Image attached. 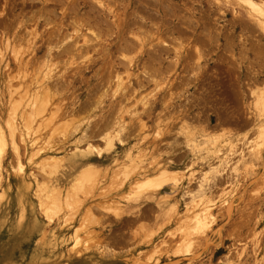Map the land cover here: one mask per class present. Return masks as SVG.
I'll return each instance as SVG.
<instances>
[{
    "label": "rangeland",
    "instance_id": "1",
    "mask_svg": "<svg viewBox=\"0 0 264 264\" xmlns=\"http://www.w3.org/2000/svg\"><path fill=\"white\" fill-rule=\"evenodd\" d=\"M4 1L6 0H0V14L2 13V11L5 12L4 9L8 7L7 6L8 4L9 8L7 9H9L8 10L9 13L14 14V15L10 14V17L13 18L14 16V20L16 19L15 16L20 14V12L22 13L23 10L24 12L29 10L28 8L24 9V6H23V4H28L29 2L23 3V0L22 1L21 0H16V1L7 0V2H4ZM132 1L134 2V4L132 5L129 4L130 8L128 7L126 11V14L130 12V15L128 14L129 16H127V20H129L128 22L132 21V23L135 21L137 22L136 24H138L140 20L136 21V19H138V16L140 15L138 16L134 15L133 17V13L135 11L136 5H138L139 3H137L138 0H132ZM150 1H151V4L149 6H144L142 5L143 3L141 2L140 4L143 8L144 7L149 8V9L147 8L149 11L148 14H150V16L152 17V15L154 14L156 15V6H153V5H157V4L155 3V0H150ZM162 1H163V5L166 6L167 10L166 9L165 10L168 11L167 12L168 15L166 14V17L163 19L158 18L159 15H156L157 18L153 16L152 19H150L149 21L152 20L151 22L158 24L156 26H159L160 28L162 26H166L167 28L169 27L168 29L165 27L161 28L163 31L166 30L169 33H170L169 31L170 29L173 30L174 28V31L179 29V31L181 30L180 34L176 33L175 36L176 35L182 36L183 34L182 37H185L184 34H187V36H189V34L184 33V30L181 28V25L188 23L186 21L188 18H189V22L190 21L193 22L192 16L194 15L196 16V19L199 20L201 23L204 21L206 27H210L213 30H218V29L223 30L222 31L223 33L221 35L222 38L220 39V43H219L221 48L219 47V49H217V46L215 45L216 43L213 44L214 46L212 47V50L210 51L214 54L208 52L209 56H208L207 61H205L206 63L204 62V68L202 70L203 72H201L197 80L192 78V74H193L192 72H189V75L190 73H192L191 76H189L187 72H185L184 76L186 78L183 77V74H182L183 71L182 73L180 72L181 77H180L179 71L176 72L177 74H175V76L172 77L173 82L171 83V85L175 89H176V86L178 85L177 88L178 90H181L180 91L182 93L181 95H179L180 92L178 90H174L172 86H171L172 88H170L172 91H170L169 89L170 92H168V87H169L168 86L167 88H165V91L162 88H160L161 90L160 92V90H158L159 88L154 89L152 85L153 83H149V84L145 83L144 88L139 89L140 92L138 91V93L133 95L132 97L133 100L131 98L130 100L126 101L127 103L124 102L120 106V108H123L125 111V106L129 107L131 105L130 109L128 110L126 109L128 112V113L126 112L127 116L125 115L126 113L124 111L123 112L125 114L122 112L121 113L122 115L120 114V112H117L119 114H117L116 112L114 113V115L117 114L116 116H118V118L114 116L112 113L113 117L118 119L117 120L118 123L115 121V119L113 120L110 119V121L112 120V122L115 123L113 125L114 128L119 127L121 123H124V122L127 123V125H124L125 123L122 124L123 127L125 128H123L122 132L117 135H115V132L113 133V131L112 132L110 131L108 132L109 134L105 133V134H108L105 136L104 133H100V134L98 133L99 126L96 127L98 132H94L95 128L90 127L91 125H93L94 127V124H97V125L99 124L100 128L103 127L101 125V121L103 119H106L107 115H109L108 117L110 118V116H112L110 113L113 112L115 107L117 108L115 103L111 104L112 105L111 106L109 102H103L101 105L100 103L94 100L95 98L94 96H97V95L99 96L101 93L100 91L95 90L93 94H96V95L94 96L93 94L91 95L92 92H90L91 90L90 88L93 89V87L96 86L94 84H96L95 81L97 80L95 79L94 84L88 85L87 83L89 80L88 76L90 77L92 73H90L89 75H86L84 73L85 75H80L76 77L73 84L65 89L68 92L65 91L66 93L65 92L61 93L62 94L61 98H63L62 106L64 105V108H67V107L69 109L79 108L78 111H81V107L83 106L82 108L83 111L86 114L89 111L88 114H91V116L93 117L92 120H86V118H88L89 116L87 115L85 117L83 115V111H81V112H77V113H80V115L75 114L79 116L78 120H77L78 117L75 115H73V117L75 116L74 118H71L72 116H70L64 119H60V120L58 119L56 121V125L57 123L59 124V122L60 124L63 121L65 122V120L71 123L68 127L69 131L67 132L68 136L66 135L67 139H64L65 137L63 136L65 135L63 132H61L62 135L56 132L53 135L55 137L52 136L49 139V141L47 140V141L42 142L41 139L39 138L38 139L39 141L37 142V144H35L33 147L30 148V146L28 147L29 137L28 136L25 137V135L22 134L23 130L18 122V126L20 127L18 128L16 137H17V143L19 145L18 153H19L20 160H18V158L15 156V154L12 151L6 150L5 152L6 155L4 156L3 164H2V172H1L2 176L0 179L1 180L0 181V203H1L0 204V264H264V146H263L262 158H260L258 161L256 160H249V161L245 160L244 162L239 161L237 163L238 165L236 164L238 167L237 172L231 171V169H228V167L227 169L225 168L226 170L224 169L223 171H221V176H223V180H222V177L221 178L217 177L216 180L218 182L214 180V178L211 180L212 175H208L209 179H207L205 183H204L205 179H203L202 181V184H204L203 187L205 189V193L204 191L202 193L200 192L196 193L195 192L196 183L191 178L194 179L195 177L198 179V177L201 176L202 173L204 172L203 170H206L207 168L206 163L207 162L214 163L216 161L212 162L209 159V157H204L205 161L204 160L202 161L201 159H194V157L191 156L192 154L185 148V144L183 145L182 137H184L185 139V136L184 135L182 136L181 132L179 131L176 133L177 130L173 131L176 128H178L179 125H181L180 118H182V116L179 115L178 112L183 110L182 111L183 114H185L184 112L187 111L186 116L187 115L189 116L190 114L189 122L190 123L192 122L191 124L186 125V127L190 125L192 127L194 126V129H192V127L189 128V129H192V131L189 129H186V130L187 131L189 130V133L192 132L193 135L196 132V134L192 136V138L196 139L197 143H200L202 140H204V142L200 143L199 148L201 149L202 148L205 149V147L208 148V141L210 139L211 140L217 139L218 143L222 145L224 144L222 142H226L228 139V141L234 144L236 148L238 147V149L235 148L236 150H239L240 148L248 147L250 143L253 144L254 140L256 143L259 142V141H256V140H259V138H258V135L256 136V133L253 130V125L255 124L256 115H257L256 112L258 113L259 108L256 109V107L255 108L253 107L254 106L253 102H255L256 100L255 98L256 94L253 95L252 92H257V91L258 93L264 92V84H261L264 80L263 79L264 72L262 70L264 68L262 66L264 64V55L262 53V51H264V45H263L264 36L258 32L247 31V33L246 32L244 33L243 30L234 28V23H236L238 19H235L233 17L231 11H227L226 16L224 17L217 16L218 13L216 12V10L218 9L217 8L218 5L213 4L212 3L213 1L212 2L210 1L212 6H209V4L206 3L207 0H203V4H201L202 0H168L169 2H167L166 0H162ZM113 2L116 3L114 6L116 7L115 11L116 9L119 8L117 12L119 10L122 11V8L124 9V7H126V5L128 4L127 0L126 1L122 0L121 4H119V0H116V1L113 0ZM152 2L154 3L152 4ZM219 2H223V1L219 0ZM124 3H126V5ZM174 4L178 7L174 6ZM13 5L15 6V8ZM110 6L113 7V5H110ZM138 6L140 7V5ZM20 8H23V10L22 9L20 10ZM152 10L154 14L150 13V11ZM169 10L170 11L172 10V11L169 12ZM178 13H180V15ZM203 14H205L206 16L204 17ZM208 15H209V18L207 19ZM167 16L169 18H167ZM188 16H190L191 19ZM179 19H180V22H178ZM147 20L143 21V24L146 25L147 23L148 28L150 27L154 29L155 27L154 24L152 23L150 24L149 21ZM164 20H165V23H164ZM168 20H172V21H168ZM17 22L18 20H16V23ZM157 22H160V23H157ZM169 22H171L170 23L171 25L169 24ZM194 22L192 24H194ZM215 23H216V27H214ZM247 23L248 25L250 24L249 22ZM251 25L252 24H250L249 26ZM1 29L3 31H1ZM239 30L241 31V33ZM16 32L17 30L16 31L14 30V33ZM10 34L11 33H7V31H5L4 27L1 28L0 26V50H1L0 51V56H1L0 62H2V64H0V120L2 121L4 120V117L7 118L6 112L8 114L9 108H10V106H8V104H6L4 100V96L6 94V87H5V83L7 80L6 77L10 74L12 70V66H14L13 58L15 54L19 53L20 50L22 51L23 48L27 45V44H24V45L21 44V47H19V50H17V46H16V51L15 49L14 50L12 49L13 48L12 46L11 48L4 47L5 40L8 37H10ZM239 35L245 36L246 42L247 44H249L247 45V48H251L249 54L245 52L246 58L243 60L242 67L240 69L236 67L237 66L236 64L232 66L233 65L232 59L230 58V56H228L230 54L228 47H230L232 43L233 45L237 44V46L242 45V42H235L239 39L238 38ZM5 36L7 37L5 38ZM225 39L229 43L231 42V39H232V42L228 44L227 42H225ZM223 43L225 44V46L223 45ZM221 45L225 48H223ZM27 47L26 49L29 52L30 49L32 48L28 49ZM252 48L253 49L256 48L255 50H257V52H260V55L262 53V55L259 57L258 56L259 53H257ZM21 51L19 54H21ZM237 52H239L241 56V52L239 51L238 48L236 49V54H238ZM254 53L259 57L257 58V61H254L256 60V58H254L255 57ZM19 54L17 55L24 56L25 52H22L21 55ZM241 58H243V54ZM250 60L253 62H251ZM207 62H208V65H207ZM8 63L9 64L11 63L10 70L8 69V67H6ZM247 69L249 71H247ZM251 69L252 71L254 69L256 71L254 70V72L251 73L252 72ZM140 70L139 68L138 70L135 68L132 70L133 71L132 74L134 78L129 77V79H131L132 81L131 83L129 82V80H126L127 79L126 75H123L124 73L122 70L119 72V74L122 72L123 74L121 73V75L123 76L121 77L125 79L124 83L126 85L128 84L129 86H132V83H134L135 81H138V80H134L133 82V79H136L137 77L136 73H139L138 74L139 77H137V79L139 78L140 80L141 78H143L144 72L143 70L142 71ZM104 71L106 72V70L102 71L103 74H104ZM255 72H259L257 81H256V76L252 75ZM141 73L143 76H141ZM247 73H251V74L247 75ZM103 74L101 77L104 76ZM186 74L188 76H186ZM114 75L115 74L113 73V75H111L110 77L108 78L106 77V80H103V81H106L104 83L106 84L108 83V85L111 84L113 82ZM176 75H177V78H176ZM248 76H249V79H248ZM175 78H176V81H175ZM179 78L182 79V82L179 81ZM107 79L110 80V83ZM183 79H185V81H183ZM186 79H189L191 83L190 85H188L189 84L188 81H187L188 84L186 83ZM190 79H192L193 81H191ZM248 80L250 81L249 84L247 83L249 82ZM103 81L100 83L101 84L100 86L103 85ZM160 81L163 82L164 79H161V80L159 79L156 82H160ZM253 81H256V82L253 83ZM179 82H181L180 83L181 85L186 83L185 85L187 86L183 85L184 87L182 86V89H179L181 87V85L179 87ZM251 83H253L252 84L253 86L251 85ZM236 84L237 85L239 84L238 85L239 87L237 86L238 88L235 87ZM102 87H101L102 91L106 90L105 88L106 86L103 87L105 89H103ZM230 87L232 90L231 89L229 90ZM240 88H241V91H240ZM75 89L77 90V92ZM151 90H153L152 93H151ZM233 90L236 91V93L233 92L234 94L231 95L230 93H232ZM174 91H175V94H172L174 93ZM109 92L110 90L109 91L107 90L106 93L109 95ZM166 92L169 93L168 95L172 94L171 97L175 98L174 100L171 98V102L170 100L169 101L167 100L169 102V103H166L168 106H166L165 103L160 104L159 102V101L161 102L166 101L165 99H167V96L164 94ZM153 93H154L155 98L152 95ZM158 93H161L162 97L161 95H158ZM162 93L164 94V96H166L164 97L165 101H162L163 100ZM107 94L105 95L107 96ZM147 94H149V96H146L147 102L151 99L152 96L154 98V100L152 98L151 101H149L152 103V105H150L151 103L148 102V105L145 107V109H149V106H152L150 107L152 116L142 118L141 121L144 122V125L146 127L145 129L142 128L141 129L142 131H140L139 128L134 127V124L132 121L135 118L134 123H136L135 121L136 119H138L137 116L141 114L140 113L141 109L144 108L140 106L142 105L141 102L136 103L137 99L141 95L145 96ZM73 95H76V96L73 97ZM85 95L87 97H84ZM176 95H177V98H176ZM64 96H65V99H64ZM98 96L97 98H99ZM103 99H105V97ZM116 99H117V96L112 100L115 102ZM134 99L136 100L135 102L136 104H134ZM85 100H86V103L89 102L88 103L89 106L88 104L85 103ZM107 100L108 98H106L105 101ZM92 101H95V102H92ZM91 102L94 105H92ZM96 102L98 105L95 104ZM81 103L82 104L85 103L86 106L84 104L82 105ZM179 103H182L184 106ZM173 104L175 106L177 105L179 106L181 105V106L180 107L178 106L176 108L177 110H175L174 109L175 106H173ZM248 106H250V109ZM84 107H87V109ZM164 107L166 108L168 115L163 113V111L166 112ZM171 110H173L172 112H174L173 113L174 116ZM74 112L76 111H73V113ZM131 112H135V115L137 116H132L133 113L131 114ZM195 112L197 113V116L195 115L196 114ZM81 115H83L84 117L83 118L80 117ZM170 115L173 117H171ZM120 116H122L124 119L119 118ZM131 116H132L131 125H133V128L137 130L136 134L132 126L130 127V129L128 128L129 127L128 125L130 124L129 120L131 119L130 118ZM159 117H161V119ZM166 117H169L170 119L168 120ZM68 118H71L72 120H74V122H72V120L70 119L67 120ZM109 118L107 122H110ZM154 118L157 120H155ZM165 118L167 119V121H165L166 120ZM249 118L251 119V122ZM158 119H160V121H158ZM93 120L95 122H93ZM138 120H137V124L139 125L140 121ZM2 121H0L1 125H2ZM105 121L104 120L102 121V123L104 122L103 123L104 125L107 124ZM162 121L163 122L165 121L166 123L165 122L163 123ZM156 122L157 123L159 122V125L157 124L158 126L154 125V123ZM193 122H195L194 125H192ZM88 125H89L90 130L93 129V132L95 133L94 136L91 133L92 130L91 132L89 131ZM108 125H110V123ZM138 125L136 126L139 127ZM174 127L176 128L174 129ZM86 128L88 131L86 130ZM158 128L164 129V131L169 130L170 128L171 129L170 131H172L173 133L170 132L171 134L167 133V135L165 133H162L160 137L158 136L159 134L156 135V130ZM83 129L85 130L83 131ZM127 129L131 130V132L132 133L134 132V133L130 134L131 132L130 133L127 132L126 131ZM72 131L73 132L75 131L76 133L74 132L75 133L74 134L72 133ZM86 131L91 134L88 135ZM202 131L203 132L206 131L207 133L204 134ZM183 132L186 133V131H182V133ZM85 133H86L85 136L88 135L87 136L88 139H86V141L84 139L85 136L82 135ZM97 133L98 135H100V137L98 135L96 136ZM127 133H129L130 136L132 135L130 139H129V136H127L129 134ZM71 134H73V136H70ZM125 134L127 135L125 136ZM177 134L180 136H178ZM120 135L121 136L124 135L126 139L124 136H122V138L125 139L126 141L120 138ZM170 135L174 137H170ZM81 136H83L82 137L83 139L81 138L82 141L80 139ZM89 136L91 138L93 136V138L91 139ZM110 136H113L111 137L113 138V144L111 148L112 151L106 150L103 146V143L105 142V140L109 138ZM98 137L99 139L97 140ZM89 138L91 140H89ZM174 138H176V140ZM199 140L200 142H198ZM120 141L122 142V144L120 143ZM73 142L74 143L76 142L77 144L76 143L74 144ZM247 143H248V146H247ZM261 144L263 145V143ZM87 145H89V147L90 146L95 147L97 145L98 149L102 148L99 151L101 153L102 158H99L101 157V156H98L97 154L99 152L96 151L97 153H95V148H97V146L95 148L93 147L94 148L93 150V148L91 147L89 149ZM85 147H86V152L91 151L90 153L92 155L91 157L94 158V160H97V161L100 160L101 162L98 164L104 167L105 169L101 170L100 177L97 179L96 183L93 186H90L89 188H87L84 193H78V196H76L75 201L72 205L65 206L59 213H57L56 215H53L52 218L49 221H47L41 216L37 208V205H36L37 202L35 201L32 195L34 187L29 181L30 174H33L34 177H36V179L39 180L40 183H45L44 179L42 178L44 176V173H40L43 165H47V164L49 165L48 162H51L54 164L59 163V162L62 163L63 157L65 155L64 153L66 151L67 153H71L73 149L75 148H78L79 150L83 151L85 150ZM151 148L153 149V151L151 150ZM225 149L226 148H224V150ZM183 150L186 152H184ZM33 151H35L36 153H33L31 155ZM106 153L108 155H106ZM178 154H180V158L181 156H183L179 160L176 159V157H179ZM33 155H34V158H33ZM29 156L31 159L29 158ZM51 157H54V159L58 158L57 160L59 161L56 162L55 160L54 162V160H50ZM60 159H62V161H60ZM163 160L164 161L167 160V162H163ZM232 160L236 161L238 160V157L235 156L232 158ZM19 161L21 165L19 164ZM174 161H176L177 163L176 162L174 163ZM196 161H199V162L196 163ZM233 161L231 162V164L233 163ZM121 162H122V165L124 164L123 167L125 166L123 169L125 170L128 169L126 171H131L132 173L130 177H128L127 179L119 175V173L122 170ZM168 162H169L168 166L171 169L176 170L179 173V175L182 173L185 174V175H181L182 180L177 184V187L173 188L172 190L173 194H171L170 196H165L164 197L165 199L162 197L164 199L163 200L161 196H151V194L149 193L148 195H150L151 198L150 197L148 198V195H147L145 197H142V199H140L136 203L137 208H139L138 213L136 211L135 212L132 211L133 214L130 213L126 216L124 215V216L118 217L117 219L110 209L114 207H117V208L123 207L124 205L128 203L129 201L128 197L131 194H133L134 187H135V185H133L134 182L132 181L140 177L139 172H141L140 170L142 169V167L145 168L147 166L149 168H152L156 164H159V163L168 164ZM201 163H203V165H201ZM191 165L193 166L189 168V166ZM212 165H215V164H212ZM234 165H231V167ZM115 167H117L120 170H118ZM135 167L136 168L138 167L139 169L138 168L136 169ZM133 168H135L134 169L136 170L135 172L133 171ZM200 170L202 171L200 172ZM193 174L194 175L196 174V175L193 177H190ZM116 176H118V179ZM183 176L186 179H183ZM188 176L190 177V180H192L193 183L189 180ZM113 178L115 179V182ZM218 178L221 180H219ZM121 181L122 182L124 181V183H122ZM65 186L67 188V184ZM169 187L170 186L166 188L169 189ZM185 193H186V196H185ZM189 193L190 194L192 193V195H190ZM2 195L4 196V198ZM180 196L184 198L181 199ZM192 196H194L193 200H192ZM146 202L150 207L147 204H145ZM189 202L191 203L189 204ZM198 203L202 204L199 207L201 210H203L202 208L204 207H209L210 211L207 214V218H206L207 221H206L205 228H203L200 232H193V231L191 232L190 231L191 229H188V228L193 227L191 219L195 214L200 213L198 211H201V210H198L199 208L194 207V205ZM153 204L155 207L151 206ZM147 207H149V209L152 211L150 212V210H146ZM142 209L143 210L145 209L144 212L146 213L148 211V213L150 214L152 213L151 215L154 214V218H155L154 221H150V220L144 221L143 219L139 221L137 219L130 218L132 215L140 214V212H143ZM167 209L169 211L172 209L173 210L172 212L174 213L176 212V213L174 215L172 213L173 217L171 216L169 219H162V220L159 219L160 216L158 215L160 211L161 210L165 211ZM134 210H136V208ZM180 219H183V220H180ZM137 222H140L137 228H135L133 232H129V230L132 229L134 223H137ZM144 222H147V224ZM148 222L150 223L148 224ZM186 228L188 229V232ZM182 234L183 236H181ZM186 243L189 244V248L185 250L187 251L185 253L184 249L186 247H184V245ZM154 251H157L155 255L153 253ZM151 255H153V257L150 259Z\"/></svg>",
    "mask_w": 264,
    "mask_h": 264
},
{
    "label": "bare ground",
    "instance_id": "2",
    "mask_svg": "<svg viewBox=\"0 0 264 264\" xmlns=\"http://www.w3.org/2000/svg\"><path fill=\"white\" fill-rule=\"evenodd\" d=\"M21 1H20V3H21ZM149 1L150 0H138L137 3H139L138 5H140V7H142L140 2L143 3L142 5H144V6H149L151 4V1L150 2ZM166 1L169 2L168 0H166ZM210 1L211 2L213 1L212 2L213 4L218 5V7H217L218 9L216 10V12L218 13L217 16L224 17V16H226L227 11H231L233 17L235 19H238L236 21V23H234V28L241 29L244 31V33L245 32L247 33V31L258 32L264 36V0H221L223 2H219V0H207L206 3H208L209 6H212ZM4 2H7V0ZM26 2H29V3L23 4L24 9L28 8L29 10L24 12L23 8H20V10L22 9L23 11H22V13L20 12V14L16 13L18 15L15 16L16 17L15 20H14V16H13V18L10 17V14H12V13H9V11H8L9 9H7V8H9V5L7 3L6 4L8 7L4 9L5 12L2 11V13L0 14V26H1V28L4 27L5 31H7V33H11L10 37H8L5 40L4 47H6V48L10 47L11 48V46H12L13 47L12 49L13 50L15 49V51H16V46H17V50H19V47H21V44H23V45L27 44L23 48L24 51L20 50L21 54H22V52H25L26 56L19 54L20 51H19V53H16L14 58H13L14 59V63H13L14 66H12V70H11L10 74L8 76L6 75L7 77L5 76L7 80L5 83L6 94L4 96V100H5V103L8 104V106H10V108H9L8 114L6 112L7 118L4 117L3 121L0 120V121H2V125L0 123V179L2 176V173H1L2 172V164H3L4 156L6 155V153H5L6 150L12 151L15 154V156L18 158V160H20L19 153H18L19 152V145L17 143V137H16L17 132H18V128L20 126L23 130L22 134H24L25 137H27V136L29 137L28 147L30 146V148L33 147L35 144H37V142L39 141L38 140L39 138L41 139L42 142L47 141V140L49 141V139L56 132L60 133V135H62L61 132H63L65 135V136H63V137H65L64 139H67V136H68L67 132L69 131L68 127L71 123L67 122L65 120V122L63 121L61 124L59 122V124L57 123V125H56V121L58 119L60 120V119H64V118L70 117V116H72L71 118H74L75 116L80 115V113H77V112L83 111V109H82L83 106L81 107V111H78L79 108L76 109L74 107L75 109H69L68 107L64 108V105L62 106V104H63L62 99L63 98H61V96H62L61 93L65 92L66 91L65 89L73 84L76 77H78L80 75H85V74L89 75L90 73H92L90 77L88 76L89 80L87 83H88V85L94 84L95 79H97L95 81L96 84H94L97 87L94 86L95 87V89L93 87L94 90L92 88H90L92 90V91L90 90V92H92L91 95L93 94V92H95V90L100 91V93H101L99 96L97 95L99 98H97V96H94L96 94H93V96L95 97L94 100L97 101L98 103H100L101 105L103 102H109L110 105L115 103V105L117 106L118 109L115 107L114 108L115 111L112 109L113 112H111L110 114L112 115V113H113V115H114L115 112L116 113L120 112V114H121L124 111L123 108H120L122 103L130 100L134 94L138 93L139 89L144 88L145 83L146 84L147 83L148 84L153 83L152 85H153L154 89L159 88L158 90H160V88H162L164 91H165V88H167L169 86L168 92H170V91H172L170 88L173 87L171 85V83L173 82L172 77L175 76V74H177L176 72H178V71H179V73L180 72L182 73V71H183V73H182L183 77H185L184 76L185 72H187L188 75H189V72H192L193 74L190 73L189 76H191V74H192V78L197 80L198 77L200 76L201 72H203L202 70L204 68V62L207 61L208 56H209L208 52L212 53L210 50H212V47L214 46L213 44L216 43L215 45L217 46V49H219V47H220L219 43H220V39L222 38L221 35L223 33L222 29H218L219 30L218 31V30H213L210 27H206L204 21L201 23L199 20L196 19V16H194V15L192 16L194 19V20L192 19V21L193 22L195 21L194 24H192L193 22H191V21H190L191 23L189 22L188 17H190V16L187 17L188 19L186 18L187 20L185 19L188 23L182 24V22H181V24H182L181 28L184 30V33H188L189 36H187V34H184L185 37H182L183 34H182V36H177V35L175 36L176 33L180 34L181 30L179 31L178 28H177L178 30H176V31H174V28H173V30L170 29L169 30L170 33L166 30L163 31L161 28L162 27L167 28L166 26L161 25L162 27L160 28L159 26H156L158 24L152 23L151 22L152 20L149 21L150 19H152L153 16L156 17V15H159L160 17L158 16V18H162V19L166 17V14L168 15V13H167L168 11H166L167 10L166 6L163 5L162 0H155V3L157 5H153V6H156V15L153 13V10L150 11L151 14L152 13L154 14V15H152V17L150 16V14H148V12H149L148 7L140 8L138 5H136L135 11L133 13V17H134V15L135 16L140 15V16H138V19L135 18L136 21L140 20L139 21L140 24H139V22H138V24H136L137 22H135V21L132 23L131 20H130L131 22H128L129 20H127V16L130 15V12L128 13L129 14L128 15V14H126V11L129 7V4L130 5L134 4V2L132 0H130V1L127 0L128 4L126 5V3H124L126 5V7H124L125 6L124 5L123 6L124 9L122 8V11L119 10L118 12H117V10L119 8L116 9V11H115L116 7H114V6L116 3L113 2V0H23V3H26ZM121 3H122V0H121V2L119 0V4H121ZM153 3L154 2H152V4ZM201 4H203V0H202ZM110 5H113V7ZM174 6H176V5L174 4ZM176 7H178V6H176ZM14 8H15V6H14ZM213 8H215V7H213ZM192 10H193V8H192ZM171 11L169 10V12H171ZM178 14L180 15V13H178ZM185 14H187V13H185ZM205 14H203L204 17L206 16ZM12 15H14V14H12ZM182 15H184V14H182ZM197 15H198V13H197ZM213 16H214V14H213ZM167 18H169V17L167 16ZM199 18H201V17H199ZM208 18H209V15L207 16V19ZM190 19H191V17H190ZM219 19H220V17H219ZM16 20H18L17 23H16ZM145 20L149 21L150 24L151 23L154 24V26H155L154 29L150 28V27L148 28L147 23H146V25H144L143 21H145ZM168 21H172V20H168ZM201 21H202V19H201ZM246 21L252 25L249 26L250 24L248 25V23ZM178 22H180V19ZM157 23H160V22H157ZM164 23H165V20H164ZM170 23L171 22H169V24ZM232 23H233V21H232ZM190 24H192V25H190ZM214 27H216V23H215ZM218 28H220V27H218ZM14 30L15 31L17 30V32L14 33ZM1 31H3V30L1 29ZM240 33H241V31H240ZM6 37L7 36H5V38ZM238 38L240 40L238 39L235 42H242V45L237 46V44L233 45V43H232V45H230V47H228L229 51H230V54L228 56H230V58L232 59V64H233L232 66H234V64H236L237 66L236 65L235 66L240 69L242 67L243 60L246 58L245 52L247 54H249L251 48H247V45H249V44H247L245 36L239 35ZM248 38H249V36H248ZM225 42L230 44L232 42V39H231L230 43L228 41H226V39H225ZM223 45L225 46L224 43H223ZM26 47L28 49L29 48H32V49H30V51L28 52ZM250 47H251V45H250ZM223 48H225V47H223ZM237 48L241 52V56L243 54V58H241L239 52H237L239 54V56H238V54H236ZM226 49H227V47H226ZM255 49H253V50H255ZM253 50H251V51H253ZM255 51L257 52V50H255ZM9 52H11V51H9ZM255 53H254V56H255L254 58H256V60H254V61H257V58H259L262 55V53L264 55V51H262L261 55H260V52H257V53H259L258 54L259 57ZM17 54H19L21 56H18ZM212 54H214V53H212ZM12 55H13V53H12ZM5 56H6V54H5ZM3 59H5V58H3ZM251 60H252V58H251ZM251 62H253V61H251ZM0 64H2V62H0ZM207 65H208V62H207ZM261 65H262V63H261ZM247 66H248V64H247ZM262 66L264 67V64ZM6 67H8V69L10 70L11 63L10 64L8 63L6 65ZM134 68L137 70L139 68V70L141 69L140 71L143 70L144 76L141 73V76H143V78H141L139 80V78L137 79V77H139V75H138L139 73H136L137 75L134 74L137 77H136V79H133V82H134V80H138V81H135L134 83H132V86H129L128 84H127L128 85L127 86L124 83L125 79H123V77H121V76L126 75V78H127L126 80H129V82L131 83L132 81H131V79H129V77L134 78V76L132 74L133 73L132 70ZM103 70H106L107 73L104 71V74H103L102 73ZM121 70L124 73L123 74L121 72L123 75H121V73L119 74V72ZM254 70L252 71V69H251V71H252L251 73H253ZM262 70L264 72V68ZM244 71H246V70H244ZM247 71H249V70L247 69ZM113 73L115 74L114 79L112 78L113 82L111 81L112 83L109 85H108V83L107 84L104 83L106 81H103V80H106V77L107 78L110 77L111 75H113ZM181 73H180V77H181ZM251 73H247V75L251 74ZM102 74L104 75L103 77H101ZM187 74H186V76H188ZM252 75L256 76V81H257L258 80L257 77L259 75V72H255ZM160 77H162V78H160ZM79 78H81V77H79ZM158 78L160 80L164 79V81L163 82L162 81L156 82L159 80ZM176 78H177V75H176ZM176 78H175V81H176ZM187 78H189V77H187ZM244 78H245V76H244ZM180 79L181 78H179V81L182 82V79L181 80ZM248 79H249V76H248ZM263 79H264V77H263ZM190 80L193 81L192 79H190ZM102 81H103L102 86L103 87L106 86L105 87L106 90H103V91L101 90L102 86H100L101 85L100 83ZM108 81L110 83V80H108ZM183 81H185V79H183ZM187 81L189 84L187 83ZM256 81H253V83ZM84 82H86V81H84ZM181 82H179V87L181 85L180 84ZM186 83L188 85L191 84L189 79H186ZM235 83H236V81H235ZM247 83L249 84L250 81ZM253 83H251V85ZM185 84H183V85H185ZM261 84H264V80ZM183 85H181V87L179 89H182ZM238 85L236 84L235 87H237ZM185 86H187V85H185ZM177 87H178V85L176 86V89L173 87L174 90H178ZM232 87H233V85H232ZM105 88H103V89H105ZM169 89H170V91H169ZM230 89H231V87L229 88V90ZM107 90L108 91L110 90L109 95L106 93ZM152 91L153 90H151V93H152ZM178 91L180 92L181 90H178ZM240 91H241V88H240ZM248 91H249V89H248ZM66 92H68V91H66ZM76 92H77V90H76ZM160 92H161V90H160ZM233 92L236 93V91L233 90L232 93H230V94L231 95L234 94ZM105 94H107V96ZM155 94H157V93H155ZM164 94L167 96V99L164 98V97H166V96H164ZM164 94H163V100L162 101H165V100L166 101L165 102L159 101V102H160V104L165 103V105L168 106L166 103H169L168 102L169 100L171 102V98L173 100L175 99L174 97H171L172 94H175V91H174V93H172L170 95H168L169 93H167V92ZM181 94L182 93L180 92L179 95H181ZM252 94L253 95L256 94L255 95L256 100H255V102H253L254 103L253 107L254 108L256 107V109L259 108L258 113L256 112L257 115H256L255 124L253 125V130L256 133V136L258 135V138H259V140H256V141H259V142L256 143L254 140L253 144L250 143L251 145L249 144V146H248V143H247L248 147L243 146L244 148H240L239 150H236V149H238V147L236 148V146L234 144H232L230 141H228V139L226 142H222V143H224L223 145L218 143L217 139H212V140L210 139L208 141V148H206V147H205V149L199 148L200 143L204 142V140H202L201 142L199 140L198 142H200V143H197V140L192 138V136H194L196 134V132L194 135L192 134V132L189 133V130L192 131V129H194V126L192 127L190 125V126L186 127V125H189L192 123V122L191 123L189 122L190 114H189V116L188 115L186 116L187 111L184 112L185 114H183V112H182L183 110L179 111L181 113L178 112V114L182 116V118H180L181 119L180 120L181 125H179L178 128L174 127V129L175 128L176 129L173 131L177 130L176 133L179 131V132H181L182 136L183 135L185 136V139H184V137H182L183 145L185 144V148L192 154L191 156H193L194 159H201L202 161L205 159L204 157H209V159L212 162L216 161L214 163H211V162L206 163L205 162L207 164V168L205 167L206 170H203L204 172L202 173V175L199 176L198 179L195 177H194V179L191 178L196 183V188H195L196 193L197 192L202 193L203 191L205 193V189L203 187L204 184H202V181H203V179H205L204 180V183H205L207 181V179H209L208 175H212L211 180L213 178H214V180H216L217 177H219V178L222 177V180H223V176H221V171H223L225 168L227 169V167H228V169H231V171L237 172L238 171L237 170V168H238L237 163L239 161H243V162L245 160H248V161L249 160H256V161H258L260 158H262L263 146H264V92L258 93V91H257V92H252ZM63 95H64V93H63ZM152 95L154 96V93ZM158 95H161V93H158ZM74 96H76V95H73V97ZM116 96H117V99L114 102L112 99H114ZM146 96H149V94H147L145 96L141 95L140 97L138 96L139 101L137 99V102L134 99V104L141 102L142 105H140V106L144 107V108L141 109V112H140L141 114H139L138 116L135 115V112H131V114L132 113L134 114V115L132 114V116H137V118L140 120L136 119V121H135L136 123H134L135 118L132 121V116H131L130 117L131 119L129 120L130 124L128 123L129 129L131 126L133 128V125H131V123L133 122L134 127L139 128L140 131H142L141 129L142 128L145 129V127H146L144 125V122L141 121L142 118L152 116L151 115V108H150L152 106H149V109H145V107L148 105V102L151 101L153 96L152 97L150 96L151 99L148 102H147ZM84 97H87V96L85 95ZM104 97H105V99H103ZM161 97H162V95H161ZM96 98H97V100H96ZM106 98H108L107 101H105ZM119 98H121V99H119ZM154 98H155V96H154ZM154 98H153V100H154ZM176 98H177V95H176ZM64 99H65V96H64ZM87 100H89V99H87ZM92 100H93V98H92ZM132 100H133V98H132ZM160 100H161V98H160ZM234 100H235V98H234ZM95 101H92V102H95ZM92 102H91V104H92ZM97 102L95 104H97ZM64 103H65V101H64ZM85 103H86V100H85ZM85 103H83V104L86 106V104H88L89 102L86 104ZM149 103H151V102H149ZM179 104H182V103H179ZM92 105H94V104H92ZM150 105H152V103ZM73 106H74V104H73ZM88 106H89V104H88ZM130 106L129 107L125 106V111H124L125 113L127 112L128 109H130ZM173 106H175V105L173 104ZM178 106L179 105L175 106L174 109L177 110L176 108ZM103 107H104V105H103ZM169 107H170V105H169ZM248 107L250 109V106H248ZM6 108H7V106H6ZM62 108H64V109H62ZM84 108L87 109V107H84ZM168 110H170V109H168ZM73 111H76V112L73 113ZM165 111L166 112L163 111V113L167 114L168 112H167L166 108H165ZM172 111L173 110H171V112ZM88 112L86 114L83 111V115L85 117L87 115L89 116L88 118H86V120H92L93 117L91 116V114H88ZM127 113L125 114L126 116H127ZM138 113H136V114H138ZM173 113L174 112H172V114ZM75 114H77V115H75ZM117 114H119V113H117ZM117 114H115L114 116H116ZM73 115H75V116L73 117ZM83 115H81L80 117L83 118L84 117ZM113 115L110 116V118L108 117L109 115H107L106 119H103L104 121L106 120L105 121L107 123V124L105 123L106 125H104L103 124L104 122L102 123L103 120L101 121V119H100L101 125L103 126L101 128H100L99 124L98 125L94 124V127L91 124H89V125H91L90 126L91 128H95L94 132H98L96 127L99 126L98 127L99 128V132H98L99 134L100 133L105 134V133H108L110 131L111 132L113 131V133L115 132V135H117V134L122 132L123 128H125V127H123L122 124L125 123L124 125H127V123L126 122H124V123L120 122L121 125H119V127L114 128L113 125L115 123H113L112 120L115 119V121L117 122L118 116H116L117 118H115V117H113ZM175 115H176V113H175ZM195 115L197 116V113ZM173 116H174V114H173ZM173 116H171V117H173ZM251 116H252V114H251ZM77 117H78L77 118V120H78L79 116H77ZM107 117L109 118V121H110V119H112V120L110 122H107V120H108ZM163 117H165V116H163ZM169 117H166V118L169 120L170 119ZM253 117H254V115H253ZM71 118H68L67 120H69V119L72 120ZM119 118L124 119L122 116H120ZM155 118H157V117H155ZM159 118L161 119V117H159ZM151 119H152V117H151ZM154 119H153V121H154ZM160 119H158V121H160ZM167 119L165 121H167ZM80 120H81V118H80ZM137 120L140 121L139 125L137 124ZM155 120H157V119H155ZM75 121H76V119H75ZM18 122H19L20 126H18ZM72 122H74V120H72ZM93 122H95V121L93 120ZM93 122H92V124H93ZM250 122H251V119H250ZM109 123H110V125H108ZM194 123L195 122H193L192 125H194ZM135 124L138 125L139 127H137ZM157 124L159 125V122L154 123V125L158 126ZM160 124H162V123H160ZM89 125H88V129L90 132L92 130L91 133L94 136L95 133L93 132V129L90 130ZM191 127H192V129H189ZM132 128H131V130H132ZM135 128H133V129H134V132L136 134L137 130H135ZM111 129H113V130H111ZM129 129H127L126 131L130 133L131 130H129ZM139 129H138V131H139ZM172 129H173V127H172ZM186 129H189V130L187 131ZM84 130L85 129H83V131ZM86 130H87V128H86ZM170 130H171L170 128H169V130H166V131H164V129L158 128L156 130V135L159 134L158 136L161 137L162 133H165L166 135H167V133L168 134L173 133ZM87 131H86V133L88 135L91 134V133H88ZM182 131H186V133L183 132L184 133L183 134ZM74 132L72 131V133H74ZM152 132H153V130H152ZM154 132H155V130H154ZM70 133H71V131H70ZM86 133L82 134V135L85 136ZM98 133L96 134V136L98 135ZM129 133H127V134H129ZM133 133L131 132L130 134H133ZM203 133L205 134L207 132L204 131ZM108 134H105V136ZM127 134H125V136ZM130 134L127 135V136H129V139L132 136V135L130 136ZM141 134H143V133H141ZM175 134H173V135H175ZM70 136H73V134H71ZM83 136H81L80 139ZM87 136H85V137H87ZM93 136H92V138H93ZM98 136L100 137V135H98ZM122 136H124V135H122ZM122 136L120 135V138H122ZM178 136H180V135H178ZM53 137H55V136H53ZM85 137H84V139L86 141V139H88V137L87 138H85ZM95 137H94V139H95ZM99 137L97 138V140L99 139ZM111 137H113V136H110L109 138L106 137L107 139L105 140V142L104 143L101 142V143H103L104 148L106 150H110V151H112L111 148H112V144H113V138H111ZM170 137H174V136L170 135ZM90 138H89V140L92 139V138L91 139ZM82 139H81V141H82ZM125 139H126V137H125ZM125 139H123V140L126 141ZM174 139L176 140V138H174ZM260 139H261V141H260ZM247 141H248V139H247ZM55 142H57V141H55ZM120 143L122 144L121 141H120ZM180 143H182V142H180ZM261 143H263V145ZM245 145H246V143H245ZM87 146L89 147V145H87ZM90 147H89V149H90ZM93 147L94 146H92L91 148H93ZM94 148H93V150H94ZM152 148H154V147H152ZM152 148H151V150L153 151ZM224 148H226V149L224 150ZM44 149H45V147H44ZM100 149H102V148H100ZM100 149H98V146H97V148H95V153L99 152ZM39 150H41V149H39ZM101 152H102V150H101ZM184 152H186V151H184ZM33 153H36V152L33 151L31 153V155ZM90 153H91V151L86 152V147H85V150H83V151L79 150L78 148H75V149H73V151L71 153H67V151L64 153L65 155L63 157L62 163L59 162V163L54 164V163L48 162L49 165L48 164L43 165V167L41 168V171L40 170L39 171H40V173H44V176L42 178L44 179L45 183H40L39 180H37L33 174H30L29 181L34 187L32 195H33L35 201L37 202L36 205H37V208H38L41 216L44 219H46L47 221H49L53 215H56L57 213H59L65 206L72 205L75 201L76 196H78V193H84L86 191V189L89 188L90 186H93L96 183L97 179L100 177L101 170H103L105 168L100 166L98 163H100L101 161L100 160L99 161L94 160V158L91 157L92 155ZM97 154H98V156H101L100 152ZM34 155H33V158H34ZM106 155H108V154L106 153ZM178 155H179V157H176V159H178V160L183 157V156H181V158H180V154H178ZM235 156L238 157V160L233 161L232 158ZM29 158H30V156H29ZM60 158H62V157H60ZM99 158H102V156ZM57 159L58 158L54 159V157L50 158V160H54V162H55V160H56V162L59 161ZM60 161H62V159H60ZM232 161H233V163L231 164ZM163 162H167V160L166 161L163 160ZM175 162L176 161H174V163ZM198 162L199 161H196V163H198ZM14 164H16V163H14ZM19 164H20V161H19ZM212 164H215V165H212ZM240 164H241V162H240ZM121 165H122V162H121ZM123 165H122V170L119 173V175L124 177L125 179H127L128 177H130V175L132 173H131V171H126L128 169H126V170L123 169L125 167V166L123 167ZM168 165H169V162H168V164L167 163L156 164L152 168H149L147 166H146L147 168L142 167V169L140 170L141 172H139L140 177H138L137 179L135 177L136 180L132 181V182H134L133 185H135L133 194L130 195L132 198L129 196L131 198L130 199L127 196L129 201L126 205H124L123 207L118 206L119 208L114 207V208L110 209L113 212L114 216H116V218L118 219V217H121L124 215L126 216L130 213L133 214L132 211H134V212L136 211L138 213L139 208H137L136 203L140 199H142V197L147 196L149 193L151 194V196H157V195L161 194V198L162 197L164 198L165 196H170L171 194H173V192H172L173 188L177 187V184L182 180L181 175H185V174L182 173L179 175V173L176 170L171 169ZM193 165L189 166V168L192 167ZM201 165H203V163H201ZM231 165H234V166L231 167ZM115 168H117V167H115ZM135 168H133L134 172L136 171V170H134ZM118 170H120V169H118ZM201 171L202 170H200V172ZM197 172H199V171H197ZM235 172H234V174H235ZM114 175H116V174H114ZM195 175L193 174L190 177H193ZM235 176H237V175H235ZM116 177L118 179V176H116ZM190 177H189V180H190ZM114 178H115V176H114ZM183 179H186V178H184V176H183ZM192 180H190V181L192 182ZM219 180H221V179H219ZM124 181L123 182L121 181V182L124 183ZM234 181H236V180H234ZM114 182H115V179H114ZM66 184H67V188L65 186ZM168 186H170L169 189L166 188ZM190 195H192V193ZM151 196L148 195V198L149 197L151 198ZM185 196H186V193H185ZM193 197L194 196H192V200H193ZM3 198H4V196H3ZM182 198H184V197H181V199ZM190 203L191 202H189V204ZM145 204H147V202ZM167 204H169V203H167ZM201 205L202 204L198 203V204H195L194 207L199 208ZM151 206H154V204ZM149 207H147L146 210H150ZM175 207H176V205H175ZM135 208H136V210H134ZM202 209L203 210H201L199 208L198 210H201V211H198V212H200V213L195 214L191 219L193 227L188 228V229H191L190 230L191 232L192 231L193 232H200L206 226V221H207L206 218H207V214L210 211V208L204 207ZM144 210H143V212H144ZM151 211L152 210H150V212ZM172 211H173L172 209L170 211L168 209L165 211L161 210L159 215H158V216H160L159 219H161V220L162 219H169L172 216V213H173V215L176 213V212L174 213ZM141 213L142 212H140V215H141ZM147 213H148V211H147ZM142 215H143V213H142ZM139 216L137 218H139ZM146 216H147V214H146ZM135 217H132V218H135ZM180 220H183V219H180ZM188 229H187V232H188ZM181 236H183V234ZM184 247H186L184 249V251H185L187 248H189V244L186 243L184 245ZM186 252L187 251H185V253ZM153 253L155 255L157 253V251H154ZM152 257H153V255L150 256V259Z\"/></svg>",
    "mask_w": 264,
    "mask_h": 264
},
{
    "label": "crops",
    "instance_id": "3",
    "mask_svg": "<svg viewBox=\"0 0 264 264\" xmlns=\"http://www.w3.org/2000/svg\"><path fill=\"white\" fill-rule=\"evenodd\" d=\"M157 196H161V194L160 195H157ZM142 213H143V215H142ZM141 213V215L140 214H136V215H132L131 216V218L132 217H135V218H132V219H137V220H141V219H143L144 221H146V220H150V221H154V214L153 215H151L150 213H146V212H142ZM145 214V215H144ZM146 214H147V216H146ZM140 215V216H139ZM139 216V218H137ZM144 216V217H143ZM146 216V217H145ZM153 216V217H152ZM140 222H137V223H134V225H133V227H132V229L131 230H129V232H133L134 230H135V228H137V226H138V224H139ZM144 223H146L147 224V222H144ZM150 222H148V224H149Z\"/></svg>",
    "mask_w": 264,
    "mask_h": 264
}]
</instances>
